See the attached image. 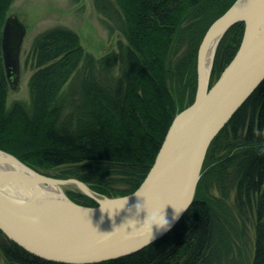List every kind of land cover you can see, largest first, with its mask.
<instances>
[{"label": "trees", "instance_id": "1", "mask_svg": "<svg viewBox=\"0 0 264 264\" xmlns=\"http://www.w3.org/2000/svg\"><path fill=\"white\" fill-rule=\"evenodd\" d=\"M13 1L0 0V38ZM113 1L123 17L127 40L120 53L122 73L113 79L97 75L96 67L109 72L116 56L102 58L99 65L74 32L55 28L34 47L36 68L29 80L28 109L20 102L6 106L10 88L0 39V149L33 168L88 162L99 174L94 178L97 184L117 181L126 187L119 191L125 195L144 179L177 113L168 79L196 90L195 60L202 36L235 0ZM243 29L244 23L238 22L223 35L211 76L218 77L234 56ZM175 43H184L185 50L172 67L169 58ZM79 65L78 100L63 116L61 87ZM193 100L194 94L186 103ZM209 144L203 164L213 150L226 144L215 166L223 173L219 184L230 183L232 207L243 223L250 219L253 224L250 264H264V79ZM197 185L190 206L162 237L129 255L90 264H221L224 250L219 238L233 230L227 224L232 210L207 192L204 178ZM94 188L110 193L102 186ZM82 197V203L97 205ZM0 251L9 264H65L27 252L1 231Z\"/></svg>", "mask_w": 264, "mask_h": 264}, {"label": "water", "instance_id": "2", "mask_svg": "<svg viewBox=\"0 0 264 264\" xmlns=\"http://www.w3.org/2000/svg\"><path fill=\"white\" fill-rule=\"evenodd\" d=\"M243 22L241 41L234 56L218 78L209 83L213 59L205 73L204 57L216 40V48L226 31ZM26 28L17 15L6 16L1 34L3 65L9 88H17L20 79V52ZM196 91L193 102L177 112L142 182L129 194L105 197L91 191L77 179H56L44 174L46 182L73 181L79 190L97 205L69 203L64 206L24 205L0 198V231L27 252L45 260L65 264H90L134 253L162 237L142 227L121 243L100 252H91L90 244L131 223L144 212L134 207L144 198L147 204L171 214L180 205L183 213L193 201L209 143L264 79V0H235L207 28L196 55ZM0 152L8 154L0 149ZM19 164H24L14 155ZM128 198V202L124 204ZM182 213V214H183ZM143 222V221H142ZM155 233V228L153 229Z\"/></svg>", "mask_w": 264, "mask_h": 264}, {"label": "rangeland", "instance_id": "3", "mask_svg": "<svg viewBox=\"0 0 264 264\" xmlns=\"http://www.w3.org/2000/svg\"><path fill=\"white\" fill-rule=\"evenodd\" d=\"M96 1L97 0H14L11 3L8 15H17L23 26L26 28V33L23 37L19 58L20 79H18L19 82L16 89L8 90L7 100L5 101L7 107H11L14 102L22 103L27 109L31 106L29 80L34 71L33 68H36L34 61V47L42 36L55 28L67 29L74 32L78 36L79 45L82 46L85 53L93 57L99 65L102 58H105L108 55L116 56V62L113 68L105 73L97 66V75H105L108 78L113 79L114 76L117 77L122 73L120 53L121 49L127 44L124 33L123 17L120 12H117L118 9L113 0H102L100 1V4H97ZM219 16H217V18ZM184 43L186 44V42ZM184 43H182L183 45L181 43H175V46H173V51H171V56L169 58L172 67H174L176 63L175 61L182 56L185 50ZM80 76L81 66L79 65V68L71 76L69 81L61 87L59 99L63 104V116H66L77 103L78 94L76 90L79 80L81 79ZM217 78L218 77L216 76L210 75L209 83L212 84ZM167 83L169 84L172 95L177 104V112H180L188 106L186 102H188L193 94L195 96L196 90L191 91L189 87H184V83L183 85L177 83L175 78L168 79ZM218 147L212 151L206 164L204 163L201 165L202 170L198 183L201 178H204L206 181L204 187L207 192L213 197L224 200L232 210L233 218H229L227 224L229 228H232L233 230H229V232L225 233L226 235L219 238L220 246L222 250H224V252H222L223 257L221 259V264H250L252 258L251 247H253L254 241L253 224L250 219L244 220L243 223V219L237 215L236 210L232 207L234 192L232 191L231 186H229L230 183L228 181L225 182L224 185L227 186L225 192L223 191L225 187L223 185L224 182H222L221 185L219 184L223 173H218L215 166L219 156L225 153L223 149L226 147V144H223V146L220 147L221 149ZM90 166L91 165L88 162H83L77 165H66L49 169L35 168V170L41 172V174L56 179H77L78 181L85 183L91 191L96 192L101 196L109 198L123 196L119 191L127 190L124 185L114 180L110 184H97L94 181V178L99 174ZM95 186H102L105 189L107 188L110 190V193H99L95 190ZM65 194L74 202V204H86L80 201V199H83L82 195L85 194L80 192L76 187L66 188ZM127 194H129V191ZM223 217L225 216H222L221 218ZM4 259L5 258L0 251V264H9Z\"/></svg>", "mask_w": 264, "mask_h": 264}, {"label": "bare ground", "instance_id": "4", "mask_svg": "<svg viewBox=\"0 0 264 264\" xmlns=\"http://www.w3.org/2000/svg\"><path fill=\"white\" fill-rule=\"evenodd\" d=\"M215 41L208 46L204 57V71L206 74L216 52ZM69 187L80 188L73 181L61 184L52 181L46 182L42 174L19 164L14 157L0 152V198L12 199L14 202L24 205L43 206L50 204L64 206L70 200L65 194L66 188ZM180 208V205L175 207L177 210H180ZM142 221V217H138L131 223L109 233L98 242L90 244L89 250L100 252L121 243L138 232L142 226Z\"/></svg>", "mask_w": 264, "mask_h": 264}, {"label": "clouds", "instance_id": "5", "mask_svg": "<svg viewBox=\"0 0 264 264\" xmlns=\"http://www.w3.org/2000/svg\"><path fill=\"white\" fill-rule=\"evenodd\" d=\"M137 197H143V204H136L134 207L139 209V212H144L143 217V226L146 227L150 234L151 239L155 238L156 234H163L171 230V228L180 220V217L183 213V210H177L173 208L171 214H168L164 211V208L152 207L147 204L145 196H143L138 190L134 193ZM128 202V198L124 201V204ZM155 228V233L153 229Z\"/></svg>", "mask_w": 264, "mask_h": 264}]
</instances>
